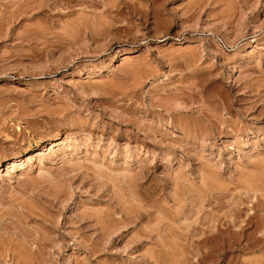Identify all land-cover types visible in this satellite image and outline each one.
Masks as SVG:
<instances>
[{
	"label": "rangeland",
	"instance_id": "374dc122",
	"mask_svg": "<svg viewBox=\"0 0 264 264\" xmlns=\"http://www.w3.org/2000/svg\"><path fill=\"white\" fill-rule=\"evenodd\" d=\"M40 1L0 0V264H264V0Z\"/></svg>",
	"mask_w": 264,
	"mask_h": 264
},
{
	"label": "bare ground",
	"instance_id": "6f19581e",
	"mask_svg": "<svg viewBox=\"0 0 264 264\" xmlns=\"http://www.w3.org/2000/svg\"><path fill=\"white\" fill-rule=\"evenodd\" d=\"M50 1H52V0H41L40 1V3L41 2H43L42 4H41V6H39V4L38 5H36L35 6V4H34V6H31V5H33V4H31V3H29V4H31V5H27V6H25V8L23 9H21V10H25L26 11V13L27 12H31V11H34V10H36V9H40L41 7H45L46 6V8H49V7H51V5H53L52 3L53 2H50ZM54 1H56V0H54ZM58 1V0H57ZM56 1V2H57ZM29 2V1H28ZM55 2V3H56ZM60 2V1H59ZM39 3V2H38ZM54 3V4H55ZM37 4V3H36ZM58 4V3H57ZM104 5V4H103ZM58 6H60V4L58 5ZM62 7V9L64 8V9H70V6L68 5V3H63V6H61ZM54 8V7H53ZM52 8V9H53ZM56 8V7H55ZM106 8V7H105ZM17 9V8H16ZM49 9H51V8H49ZM37 11V10H36ZM45 11V10H44ZM58 144V143H57ZM50 145L52 146L51 148H50V150L51 149H53V147L56 145V143H50ZM49 146V145H48ZM29 158V157H28ZM27 158V159H28ZM26 161V160H25ZM28 162L30 161V159L29 160H27ZM11 163L12 164H14V162H12L11 161ZM11 164V165H12ZM10 165V164H9ZM12 167V166H11ZM210 192V191H209ZM259 197V196H258ZM264 205V204H263ZM235 210V209H234ZM241 210V209H240ZM241 212V211H240ZM126 214V213H125ZM34 215V214H33ZM239 215V214H238ZM132 216V215H131ZM136 217V216H135ZM248 218V217H247ZM225 219V218H224ZM253 219V216L252 217H249L248 219H247V221H244L245 222V224L243 225V221H242V225H243V227L241 228H239V230L241 229V231L238 233V235H240V234H242L245 238H248V240H249V237L252 235V234H254V233H256L257 231H258V229H259V227H260V225H258L259 223H260V221H258V223H257V225L255 224L256 222L255 221H253L252 220ZM50 220V219H49ZM164 220V219H163ZM132 221V220H131ZM216 221V220H215ZM219 221H220V219H219ZM236 221V220H235ZM240 222V221H239ZM216 223H219V222H216ZM231 223V222H230ZM233 224V223H232ZM250 224H252V233L251 234H248L247 232H245L246 230H247V228H249V227H247L248 225H250ZM55 225V224H54ZM225 225V224H224ZM239 225V224H238ZM253 225H255L254 227H253ZM43 226V225H42ZM215 226V225H214ZM230 226V225H229ZM165 227V226H164ZM262 227V226H261ZM264 227V226H263ZM51 228V227H50ZM168 228V227H167ZM211 228V227H210ZM217 228V227H216ZM44 229V228H43ZM157 229V228H156ZM45 230V229H44ZM167 230V229H166ZM175 230V229H174ZM264 230V229H263ZM260 231H261V228H260ZM48 232V231H47ZM54 232V231H53ZM156 232V231H155ZM197 232H199V231H197ZM208 232H210L209 234L210 235H199V236H195V238H194V236H193V240H191L187 245H189L188 247H192V248H190V249H198V248H202L203 246H205L207 243H209V242H213V241H216L215 243H218V241H220L219 243H218V245H219V247L222 249V250H224V251H230L231 250V248H233L232 246H233V244H234V239H235V237L233 238V236H232V238L231 239H229V235L230 234H226V236H223V232L221 233L220 232V230L218 229V230H216L215 231V229L214 230H210V231H208ZM232 232V231H231ZM168 234V233H167ZM206 234V233H205ZM236 234V233H235ZM150 235V234H149ZM194 235V234H193ZM39 236V235H38ZM229 236V237H228ZM39 237H41V236H39ZM46 237V236H45ZM171 237V236H170ZM225 237H228V238H225ZM238 237V236H237ZM37 239V238H36ZM35 239V240H36ZM232 239H233V241H232ZM35 240H33V241H35ZM47 240V239H46ZM114 240V239H113ZM182 240V239H181ZM52 241V240H51ZM184 241V240H183ZM239 241V240H238ZM44 243H45V238H43V236H42V239H40V240H38V241H36L35 242V244L37 245V248L35 249L36 250V252H39V251H41L42 252V250L44 249V247H46V246H44V247H42L43 245H44ZM170 243H171V241H170ZM236 243V242H235ZM246 244L248 243V241L246 240V242H245ZM262 243H264V241L262 242ZM30 244V243H29ZM28 244V245H29ZM34 244V245H35ZM47 244V243H46ZM45 244V245H46ZM156 244V243H155ZM166 244V243H165ZM174 244V243H173ZM242 244V243H241ZM32 245V244H31ZM30 245V246H31ZM35 245V246H36ZM168 245V244H167ZM172 245V244H171ZM211 245H212V243H211ZM248 245V244H247ZM19 246V245H18ZM217 246V245H216ZM27 247V246H26ZM29 247V246H28ZM27 247V248H28ZM48 247V246H47ZM49 247H50V245H49ZM164 247H165V245H162V244H158V248L160 249V250H165L164 249ZM182 247V246H181ZM180 247V248H181ZM188 247H186V248H188ZM213 247H215L214 246V244H213ZM243 247H245V248H248L247 246H245V245H243ZM4 248V247H3ZM20 248V250H23L25 247L23 246L22 248L23 249H21V246L19 247ZM18 248V249H19ZM31 248V247H30ZM42 248V249H41ZM219 248V249H220ZM16 249V248H15ZM49 249V248H48ZM249 249V248H248ZM2 250V249H1ZM26 250V249H25ZM27 250H29V249H27ZM39 250V251H38ZM171 250V249H170ZM195 250V251H196ZM243 250V249H242ZM93 251H94V249H93ZM166 251V250H165ZM191 251V250H190ZM189 251V252H190ZM194 251V252H195ZM199 251H200V249H199ZM18 252H19V250H18ZM20 252H23V251H20ZM161 252V251H160ZM177 252H178V250H177ZM29 253V252H28ZM32 253V252H31ZM159 253V252H158ZM203 253V252H202ZM201 253V254H202ZM14 254H16L15 252H14ZM33 254V253H32ZM37 254V253H36ZM2 255V254H1ZM209 255V254H208ZM19 256V255H18ZM38 256V255H37ZM202 256V255H201ZM148 257V256H147ZM210 257V256H209ZM16 258V257H15ZM26 258V257H25ZM33 259V258H32ZM157 259H159V258H157ZM35 260V261H34ZM34 260H33V264H42V262L41 261H43V260H40L39 258L37 259V258H34ZM47 260V259H46ZM200 260V259H199ZM45 262V261H44ZM154 262V261H153ZM183 262V261H182ZM198 262V261H197ZM203 262V261H202ZM15 263L16 264H18L19 263V261L17 260H15ZM25 263V262H24ZM23 263V264H24ZM31 263V262H30ZM29 263V264H30ZM46 263V262H45ZM44 263V264H45ZM48 263V262H47ZM157 263V262H156ZM205 263V262H204ZM186 264V263H185ZM198 264H199V262H198Z\"/></svg>",
	"mask_w": 264,
	"mask_h": 264
}]
</instances>
